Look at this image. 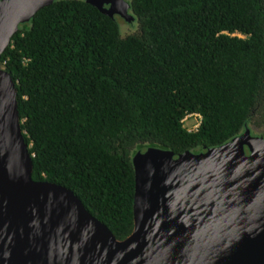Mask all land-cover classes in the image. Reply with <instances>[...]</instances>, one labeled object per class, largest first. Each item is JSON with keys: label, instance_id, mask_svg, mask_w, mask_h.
<instances>
[{"label": "trees", "instance_id": "1", "mask_svg": "<svg viewBox=\"0 0 264 264\" xmlns=\"http://www.w3.org/2000/svg\"><path fill=\"white\" fill-rule=\"evenodd\" d=\"M127 1L129 32L86 0H53L0 56L32 179L69 188L117 239L133 229L136 151L264 136V0Z\"/></svg>", "mask_w": 264, "mask_h": 264}, {"label": "water", "instance_id": "2", "mask_svg": "<svg viewBox=\"0 0 264 264\" xmlns=\"http://www.w3.org/2000/svg\"><path fill=\"white\" fill-rule=\"evenodd\" d=\"M52 1L0 0V56L19 24ZM86 1L133 20L127 0ZM16 94L0 64V264H157L142 250L174 237L194 242L175 264H264V136L247 128L198 153L136 151L133 229L117 239L69 188L32 179Z\"/></svg>", "mask_w": 264, "mask_h": 264}, {"label": "bare ground", "instance_id": "3", "mask_svg": "<svg viewBox=\"0 0 264 264\" xmlns=\"http://www.w3.org/2000/svg\"><path fill=\"white\" fill-rule=\"evenodd\" d=\"M39 0H30V3L26 4L28 7L35 5ZM24 9L21 7L18 9L15 14L22 13ZM138 238V237H137ZM140 241L146 240L144 237L139 236ZM194 245V242L192 239L186 240V239H180L179 237L171 238V240L163 239L157 242L154 246L153 252L148 253L145 249L142 250L145 254H147V260L151 259V256L153 257L152 260H156L157 264L161 262H166V259L168 261L173 260L175 257V253L178 251V255L176 260L174 261V264L178 261V259L183 255L186 256L188 251L192 249V246ZM177 249V251H176ZM130 252H134V250H131ZM140 252H138L139 254ZM195 256H197L196 253H194Z\"/></svg>", "mask_w": 264, "mask_h": 264}, {"label": "rangeland", "instance_id": "4", "mask_svg": "<svg viewBox=\"0 0 264 264\" xmlns=\"http://www.w3.org/2000/svg\"><path fill=\"white\" fill-rule=\"evenodd\" d=\"M118 22L120 23V27L122 28L123 32H129V31H134L137 28V21L132 20V22H128L121 18L119 15H115ZM134 19V17H133ZM120 28V29H121ZM121 32V30H120ZM195 123L194 117H190L188 120L184 122V126L190 127Z\"/></svg>", "mask_w": 264, "mask_h": 264}, {"label": "built area", "instance_id": "5", "mask_svg": "<svg viewBox=\"0 0 264 264\" xmlns=\"http://www.w3.org/2000/svg\"><path fill=\"white\" fill-rule=\"evenodd\" d=\"M190 117H194L195 123H194L193 125H191L190 127H186V126H185V128H187L188 130L195 129V128L198 126L199 122H200V115L194 113V114H188V115H186V116L183 118V123H184L186 120H188Z\"/></svg>", "mask_w": 264, "mask_h": 264}]
</instances>
